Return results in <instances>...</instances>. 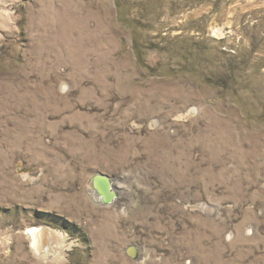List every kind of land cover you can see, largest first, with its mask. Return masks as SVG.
Instances as JSON below:
<instances>
[{"label": "rangeland", "instance_id": "374dc122", "mask_svg": "<svg viewBox=\"0 0 264 264\" xmlns=\"http://www.w3.org/2000/svg\"><path fill=\"white\" fill-rule=\"evenodd\" d=\"M0 264H264V0H0Z\"/></svg>", "mask_w": 264, "mask_h": 264}, {"label": "water", "instance_id": "95a60500", "mask_svg": "<svg viewBox=\"0 0 264 264\" xmlns=\"http://www.w3.org/2000/svg\"><path fill=\"white\" fill-rule=\"evenodd\" d=\"M113 186L112 180L107 175L99 174L94 180L95 191L107 205L112 204L118 195L117 190L113 189ZM129 254L135 258L137 256V250L132 247L129 249Z\"/></svg>", "mask_w": 264, "mask_h": 264}, {"label": "bare ground", "instance_id": "6f19581e", "mask_svg": "<svg viewBox=\"0 0 264 264\" xmlns=\"http://www.w3.org/2000/svg\"><path fill=\"white\" fill-rule=\"evenodd\" d=\"M114 185V184H113ZM120 190L118 191V193L120 192V197H123V194H127V193H123L121 190L120 186H117ZM115 187V185L113 186V189H117L118 188ZM96 192V191H95ZM97 193V192H96ZM98 194V193H97ZM100 197V196H99ZM101 199V197H100ZM103 202V201H102ZM116 202V201H115ZM110 206V205H109ZM27 235L31 240L32 243V249H34V251H36L38 254H42V253H46L48 252V247L46 245V241L49 237V233L43 229V228H39V227H33V228H29L27 230ZM52 234H50L51 236ZM48 242V241H47ZM50 246V245H49ZM54 251V250H53Z\"/></svg>", "mask_w": 264, "mask_h": 264}]
</instances>
